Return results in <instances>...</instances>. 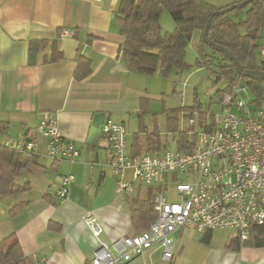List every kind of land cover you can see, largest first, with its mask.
Masks as SVG:
<instances>
[{
    "label": "crops",
    "instance_id": "obj_1",
    "mask_svg": "<svg viewBox=\"0 0 264 264\" xmlns=\"http://www.w3.org/2000/svg\"><path fill=\"white\" fill-rule=\"evenodd\" d=\"M237 1L228 0L221 7ZM119 3L0 0V124L5 129L0 143L35 139L39 145L35 165L43 170L29 167L19 179L21 184H30L29 191L0 197V241L15 234L33 264H91L99 241L84 222L88 213L101 224L100 240L108 245L137 234L132 209L149 190L146 195L142 190L133 195L116 194V179L108 165L110 144L102 133L108 118L124 125L131 151L134 136L145 134L140 132L139 114L147 83L145 76L131 73L122 60L125 36L116 16ZM32 40L49 42L34 65L29 63ZM54 41L63 54L57 61L51 60ZM83 57L92 62V72L77 81L75 72ZM96 114H103L104 120L94 122ZM45 118L55 121L63 137L76 145L80 157L75 163L47 157L46 139L36 134ZM143 125L145 131V119ZM157 129L155 121L152 132L145 135ZM145 140L141 138L142 153L153 151L147 149ZM69 174L75 181L69 197L59 202L58 177ZM21 203L29 205L11 216L10 211ZM188 232L195 231L174 233L176 257L171 264H178V256L185 253L190 241H177ZM225 244H203L206 249H201L196 264H264V247L232 251ZM155 257L162 260L161 253L153 249L127 264H155Z\"/></svg>",
    "mask_w": 264,
    "mask_h": 264
},
{
    "label": "built area",
    "instance_id": "obj_2",
    "mask_svg": "<svg viewBox=\"0 0 264 264\" xmlns=\"http://www.w3.org/2000/svg\"><path fill=\"white\" fill-rule=\"evenodd\" d=\"M261 55L264 58V50ZM209 104L211 110L202 120L205 110L201 113L197 107L180 114V129L191 141L187 149L135 154L127 128L111 118L104 121L102 133L110 144L108 165L116 179V193L133 195L143 188L153 189L157 218L147 231L108 245L100 240L101 224L88 213L84 222L99 241L91 264H127L153 249L171 264L176 257L173 235L179 230L229 231L245 242L254 227H264V98L255 101L249 87L238 80ZM213 104L220 105L221 113L212 111ZM36 134L46 139V155L52 161L73 164L80 157L55 121L41 120ZM6 145L31 154L39 146L35 139ZM74 181L72 174L58 177L57 201L69 197ZM171 184L179 202L166 196Z\"/></svg>",
    "mask_w": 264,
    "mask_h": 264
},
{
    "label": "trees",
    "instance_id": "obj_3",
    "mask_svg": "<svg viewBox=\"0 0 264 264\" xmlns=\"http://www.w3.org/2000/svg\"><path fill=\"white\" fill-rule=\"evenodd\" d=\"M164 11H167L175 22L176 28L172 33H164L162 30L161 18ZM216 11L218 9L204 0H120L116 16L121 33L125 36L121 55L127 69L136 75L150 77L159 75L163 78L192 69L193 66L186 61L187 48L194 35L199 32L201 44L196 67L214 71L215 85L221 81L226 82L224 88L217 90L216 96L221 97L236 81L242 80L249 87L255 101L260 102L264 98V81L242 76L235 63L215 47L207 45L202 35L208 26V38L213 43L228 49L246 70L264 73V58L261 55L264 50V44L261 43L264 39L261 35L264 30V0H256L247 7L226 15H214ZM243 11H246V16L242 20L239 15ZM47 44L49 42L46 40L30 41L29 63L31 65L36 64L38 53ZM62 57L58 43L52 42L51 60L57 61ZM91 72L92 62L83 57L76 69L75 79L82 81ZM196 107L201 113L205 110L200 117L201 120L207 117L206 112L211 110L210 104L207 105V109H204L203 104L196 101L194 106L166 111L167 130L174 135V141L181 149L190 148L191 141L187 133L180 129V114ZM149 114L150 103L147 98H144L139 114L140 132H144L143 121ZM4 130V126L0 124V135ZM159 137L157 130L146 136L145 146L148 150H160L157 142ZM142 151L141 138L135 135L133 152L140 154ZM31 164H36L34 154L0 143V197L27 192L31 189L29 183L19 182ZM153 197L154 190L151 189L147 192L145 199L136 200V206L132 209V222L137 234L147 231L157 218ZM28 205L29 203L17 205L10 211L11 216H16ZM213 235V233L202 234L201 242L209 245ZM225 247L232 251H239L242 247H264V227H254L249 240L245 242L230 235ZM0 264H33L32 260L25 255L15 234L0 241Z\"/></svg>",
    "mask_w": 264,
    "mask_h": 264
},
{
    "label": "rangeland",
    "instance_id": "obj_4",
    "mask_svg": "<svg viewBox=\"0 0 264 264\" xmlns=\"http://www.w3.org/2000/svg\"><path fill=\"white\" fill-rule=\"evenodd\" d=\"M207 3L220 10L233 6L239 3H231L225 7H221L228 0H204ZM235 16V15H233ZM246 11L240 13L239 18L245 19ZM161 27L164 33H172L175 31L176 25L172 17L167 11H164L161 18ZM200 37L197 34L194 35L192 42L187 48L186 61L193 66L192 69L184 71L182 74H172L169 78H163L157 76H145L147 83L146 88L148 90L146 98L148 99L151 107L150 114L145 117V134L152 132V124L156 121L158 125V133L160 137L157 139L161 149H175L177 145L174 141V135L167 130V110L178 109L186 106H194L196 101L203 104V108L207 109V105L211 102V99L216 96L218 89L226 86L225 81H221L218 85H215L213 79L215 77L214 71L207 69H198L196 67L198 50L201 44ZM264 37V30L261 34ZM264 44V39L261 42ZM217 86V87H216ZM221 107L219 104L212 105V111L215 113H221ZM155 119V120H154ZM154 130V129H153ZM145 134H140L141 138L146 137ZM52 175V174H51ZM143 194L146 195V189H142ZM117 194V193H116ZM118 195V194H117ZM167 198L173 202H179L181 199L176 193V187L174 184L169 186L167 192ZM136 206V204L134 205ZM233 232L229 231H216L213 234L212 243L216 245L225 244L228 236ZM202 234L191 232L187 233L181 240L177 241L178 244H187L185 253H181L178 256V264H196V261L201 254V249H206L201 243ZM197 242V243H196ZM189 243L191 245H189ZM182 246V245H181ZM155 264H170L166 263L158 257L154 258Z\"/></svg>",
    "mask_w": 264,
    "mask_h": 264
},
{
    "label": "water",
    "instance_id": "obj_5",
    "mask_svg": "<svg viewBox=\"0 0 264 264\" xmlns=\"http://www.w3.org/2000/svg\"><path fill=\"white\" fill-rule=\"evenodd\" d=\"M256 0H244L241 1L239 3H236L233 6L227 7L225 9H220L218 11H216V13L214 15H226L229 14L235 10L238 9H242L244 7H247L248 5L252 4L253 2H255ZM203 40L207 45H210L212 47H215L218 51H220L222 54H224L228 59H230L231 61H233L237 67V70L240 72V74L246 78L249 79H255V80H263L264 81V73L262 72H252V71H248L245 69V67L241 66L240 63L238 62V60L236 59V57L226 48L222 47V46H218L215 43H213L209 38H208V26L206 27V30L204 31L203 35ZM100 118H105V116L103 114H96L95 118H94V122H97L98 119ZM31 169L34 170H39V171H43L38 165L35 164H31L30 165Z\"/></svg>",
    "mask_w": 264,
    "mask_h": 264
}]
</instances>
